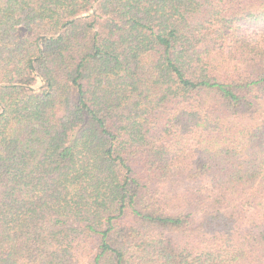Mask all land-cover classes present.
<instances>
[{
    "label": "trees",
    "instance_id": "1",
    "mask_svg": "<svg viewBox=\"0 0 264 264\" xmlns=\"http://www.w3.org/2000/svg\"><path fill=\"white\" fill-rule=\"evenodd\" d=\"M0 264H264V0H0Z\"/></svg>",
    "mask_w": 264,
    "mask_h": 264
}]
</instances>
